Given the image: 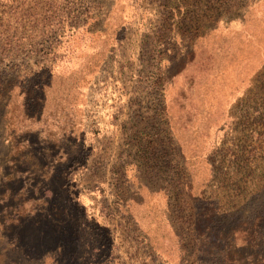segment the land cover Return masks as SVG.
I'll return each instance as SVG.
<instances>
[{"label": "rangeland", "instance_id": "obj_1", "mask_svg": "<svg viewBox=\"0 0 264 264\" xmlns=\"http://www.w3.org/2000/svg\"><path fill=\"white\" fill-rule=\"evenodd\" d=\"M0 264H264V0H0Z\"/></svg>", "mask_w": 264, "mask_h": 264}]
</instances>
